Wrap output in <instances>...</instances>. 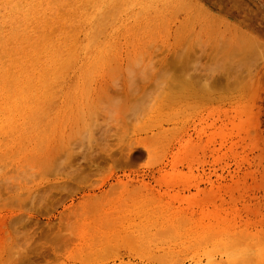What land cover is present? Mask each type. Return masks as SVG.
<instances>
[{
    "label": "rangeland",
    "instance_id": "374dc122",
    "mask_svg": "<svg viewBox=\"0 0 264 264\" xmlns=\"http://www.w3.org/2000/svg\"><path fill=\"white\" fill-rule=\"evenodd\" d=\"M221 41L227 44L225 52L218 47ZM234 45L239 46L238 59ZM248 51L251 57L256 53L251 59L256 65ZM243 57L249 58L244 60L250 68L238 62ZM263 68L264 0H0V264H230L228 237L236 229L239 239L238 228L251 229V206L264 194L255 184L261 181L263 160L254 156L264 138ZM241 103L251 113L253 128ZM237 105L242 120L233 108ZM217 106H231L237 114L234 123L239 115L245 120L239 126L254 133L239 129V143L228 115L226 127L232 130L227 135L226 128L222 139L217 135L220 121L209 129L204 119V108ZM181 107L200 110L195 128L183 124ZM249 107L261 114L252 115ZM234 110L227 111L232 115ZM172 112L176 124H171ZM212 129L218 133L208 136ZM252 137L259 139L255 150L245 152L252 143L244 146V141ZM187 139L193 141L186 149ZM125 141L140 144L136 172L118 152ZM239 154L241 159L246 155L247 163ZM184 160L189 168L182 167ZM222 160L227 164L221 166ZM207 169L213 181L210 197L201 174ZM220 173L224 180L217 178ZM124 174L133 185L148 182L146 201L168 205L173 218L160 224H109L103 215L111 208L95 200L110 194L118 177L127 180ZM222 190L235 196L233 204V196ZM239 191L246 198L237 196ZM217 195L231 200L227 218L219 216ZM183 196L188 200L183 202ZM229 212L238 225L231 224Z\"/></svg>",
    "mask_w": 264,
    "mask_h": 264
},
{
    "label": "bare ground",
    "instance_id": "6f19581e",
    "mask_svg": "<svg viewBox=\"0 0 264 264\" xmlns=\"http://www.w3.org/2000/svg\"><path fill=\"white\" fill-rule=\"evenodd\" d=\"M230 31V30H229ZM235 32V31H234ZM230 33V32H229ZM244 38V37H243ZM243 38H242V41H243ZM249 38H250V36H249ZM247 39V38H246ZM245 39V40H246ZM227 40H228V38H227ZM227 40H224V42L225 41H227ZM230 40V39H229ZM248 40V39H247ZM246 40V41H247ZM231 41V40H230ZM242 41H240L239 43V45L241 46V44H242ZM257 41V40H256ZM218 42V41H217ZM250 42V41H249ZM252 42V41H251ZM220 43V42H219ZM244 43V42H243ZM221 44H222V41H221ZM220 44V45H221ZM223 44H226V43H223ZM222 44V45H223ZM231 44V43H230ZM230 44H228V45H230ZM236 44V43H235ZM227 45V44H226ZM243 45V44H242ZM246 45V44H245ZM249 44H247V46H248ZM231 46V45H230ZM237 46V45H236ZM235 45H234V47H236ZM217 47V46H216ZM218 47H222L221 49L223 50L224 48H226L224 45L223 46H219V44H218ZM239 47V46H238ZM238 47H236V48H234V49H232V52H233V50H236ZM242 48V47H241ZM243 48H245L244 47V45H243ZM243 48H242V50H243ZM249 48H250V46H249ZM248 48V49H249ZM217 49H219V48H217ZM220 49V50H221ZM240 49V48H239ZM238 49V50H239ZM247 49V50H248ZM221 50V51H222ZM224 50H226V49H224ZM223 50V52H225ZM228 51V50H227ZM226 51V52H227ZM255 50H253V52H254ZM231 52V53H232ZM235 52V51H234ZM239 52H241L242 53V51L240 50ZM245 52V51H244ZM243 52V53H244ZM250 51H248V53H249ZM228 53H229V55L231 54L229 51H228ZM236 58L238 59V52H237V50H236ZM235 53H232L233 55H230V56H232L233 58H234V60H235V56H234V54ZM241 53H239L240 54V56H241ZM247 53V52H246ZM250 54L251 53H249V56H250ZM256 54V53H255ZM255 54L253 55V56H255ZM262 54V53H261ZM245 56H246V54H244ZM224 56H226L225 54H224ZM224 56L222 57V59L224 58ZM230 56L228 57V61H229V58H230ZM252 56V57H253ZM260 56V55H259ZM251 57V56H250ZM250 58V60L251 59H254V58ZM227 57H225V59H226ZM232 58V59H233ZM247 59H249L248 57H246ZM245 57H243L242 58V60L241 59H239V61L238 60H236V61H238L239 63H240V61L242 62L243 61V63H240V64H243V65H245V63H244V61L246 62V63H248L246 60H244V59H246ZM231 59V58H230ZM224 60V59H223ZM250 60H248V61H250ZM226 61V60H225ZM231 61V60H230ZM235 61V62H236ZM252 61V60H251ZM254 61V60H253ZM252 61V62H253ZM258 61V60H257ZM231 62H234L233 60L231 61ZM239 63H235V64H238V65H240ZM262 63V62H261ZM229 64H230V62H229ZM250 64V62L247 64V65H249ZM254 64H255V61H254ZM254 64H252V65H254ZM259 64V63H258ZM231 65V64H230ZM228 66V67H234L233 65H234V63L231 65V66ZM237 65V66H238ZM256 65V64H255ZM261 65V64H260ZM246 67H248V68H250L251 66L249 65V66H246ZM252 67H254V66H252ZM248 68L246 69V71L247 72H249V70H248ZM258 68V66L256 67V69ZM235 69H236V67H235ZM259 69V68H258ZM264 69V68H263ZM232 70V69H231ZM250 70H252V69H250ZM253 70H255V68L253 69ZM252 70V71H253ZM256 71V70H255ZM262 71H264V70H262ZM141 73H143L144 74V72H142L141 71ZM139 74H140V72H139ZM251 75H253L252 73H251ZM140 76H141V74H140ZM143 76H145V75H143ZM143 76H141V77H143ZM146 76L148 77V74H146ZM150 76V75H149ZM262 76V75H261ZM141 77H139V78H141ZM256 78H257V76H256ZM142 79V78H141ZM146 79V78H145ZM260 79H261V77H260ZM247 81H248V79H246ZM246 80H244L242 83L245 85V83L247 82ZM251 80V83L250 84H253V78L252 79H250ZM256 80V79H255ZM144 81V80H143ZM246 81V82H245ZM248 82H250V81H248ZM258 82V81H257ZM255 83L256 82H254V86L253 87H255ZM260 83V82H259ZM243 84H241L239 87L240 88H243ZM250 84H249V87H251L250 86ZM260 85V84H259ZM262 85V84H261ZM257 86V85H256ZM246 87H248L247 86V84H246V86H245V88ZM240 88H238V89H240ZM247 89V88H246ZM251 89V88H250ZM250 89L248 88V90L250 91ZM244 90V89H243ZM243 90H242V92H243ZM248 90H246V92L245 93H249V92H247ZM251 90H253V88L251 89ZM256 90H255V88H254V92H255ZM237 92V91H236ZM245 93H242V94H245ZM236 94H238V93H236ZM239 94H240V92H239ZM242 94H240V96L242 95ZM253 94V93H252ZM255 94V93H254ZM249 95V94H248ZM251 95V94H250ZM255 95H258V93L257 94H255ZM236 96H239V95H236ZM218 97V96H217ZM230 98L229 96H227L226 95V98ZM233 97H234V95H233ZM249 97V96H248ZM251 97V96H250ZM249 97V98H250ZM252 97L254 98V97H256V96H253L252 95ZM258 97V96H257ZM262 97V96H261ZM245 98V97H244ZM248 98V99H249ZM219 99V98H218ZM262 99V98H261ZM215 100H217V98L215 99ZM237 100V99H236ZM247 100V99H246ZM250 100V99H249ZM227 101V100H226ZM228 101H230L231 102V100H228ZM227 101V102H228ZM233 101H235V100H233ZM221 102V101H220ZM242 102V101H241ZM246 102L247 101H244L243 103L245 104V105H247V106H249L250 104V102H248L247 104H246ZM260 102V101H259ZM232 103V102H231ZM234 103V102H233ZM236 104L238 103V102H235ZM240 103V102H239ZM243 103H241V105L243 104ZM226 104V103H225ZM230 104V103H229ZM235 104V105H236ZM244 104H243V107L245 108V106H244ZM222 105V104H221ZM234 105V104H233ZM239 105V104H238ZM238 105H237V108L236 107H233L236 111H237V114H239V115H241L240 114V108H238ZM252 105V104H251ZM240 106V105H239ZM253 106V105H252ZM255 106V105H254ZM230 108L229 109H232V110H234L231 106H229ZM241 107V106H240ZM259 107V106H258ZM174 108V107H173ZM178 108V107H177ZM182 108H183V112L185 113H183L184 115H183V117H182V120H183V124L184 125H188V124H192L193 126H194V128H195V126H196V121H198L197 119H199L200 118V116H199V114H200V110L199 109H197V107H181V109L180 110H182ZM200 108V107H199ZM203 108V107H202ZM250 109H249V111H252L251 109V107H249ZM139 109V108H138ZM176 109V108H175ZM228 108H226V107H205L204 108V110H205V118L204 119H206L207 120V126L206 127H208L209 129L210 128H213L214 129V127H217L216 126V122L217 121H220V124L218 125V131H219V133H218V131L217 132H215L213 129L211 130V132H209L208 130H207V134H208V136H211L214 132H215V135L217 134V135H219V134H221L220 136H222V139H225L224 137H225V129L227 128V130L229 129L228 127H226V118H227V116L229 115L231 118L233 117V118H235L234 117V114H236V113H234L235 112V110L233 111V112H231V114L232 115H230V113H228V111L227 110H229ZM239 109V110H238ZM242 110H243V108H241ZM246 109H248V107H246L244 110H243V112L246 110ZM180 110H177V111H175V113H180ZM189 110V111H188ZM254 110V109H253ZM257 110H258V108H257ZM203 111V110H202ZM201 111V112H202ZM247 111L248 110H246L244 113L242 112V114H244V116H245V114H248L247 115V118L248 117H250V114L249 113H247ZM256 111V110H255ZM187 112V113H186ZM239 112V113H238ZM258 112L259 111H256V113L258 114ZM175 113H173L172 112V114L173 115H171L169 118H170V121H171V124H176V122H175V120L176 119H178L177 117L176 118H174V116H177V115H174ZM228 113V114H227ZM234 113V114H233ZM256 113H254L253 111H252V115L253 114H255L256 115ZM260 113V112H259ZM236 114V115H237ZM261 114V113H260ZM181 116H182V111H181V114H180ZM220 115V118L219 117H217V116H219ZM238 115V116H239ZM198 116H199V118H198ZM238 116H236L237 117V120H236V122L234 123V121H233V118L231 119V118H229V119H231L230 120V122L231 121H233V123L231 122V123H229V119L227 120V122L229 123V126H230V128H234V129H237V131H234V136H235V133H237L236 135H237V139H239V143H240V140L242 139V137L240 136L239 138H238V134H239V129H241V128H243L244 129V127H240L239 126V124L237 123L238 121H240L242 124H243V122H244V124H245V120L244 121H241L242 120V115H241V120H240V117H238ZM244 116H243V118H244ZM257 116V115H256ZM246 117L244 118V119H247ZM261 118H262V116H261ZM181 119V118H180ZM179 119V120H180ZM239 119V120H238ZM249 119H251V117L249 118ZM201 120H203V117L201 118ZM201 120H199V121H201ZM254 120V119H253ZM169 121V120H168ZM249 120H246V125H245V128H246V126L249 124V122H248ZM257 121V123H258V120H256ZM255 121V122H256ZM196 122V123H195ZM247 122H248V124H247ZM252 122V123H251ZM217 123H219V122H217ZM240 123V125L241 126H244V125H242ZM263 123V122H262ZM181 124V123H180ZM199 124V123H198ZM232 124H235V126L234 125H232ZM251 124H253V126H255L254 125V123H253V121H252V119H251V121H250V125ZM183 125V126H184ZM257 125V124H256ZM95 126V125H94ZM173 126V125H172ZM252 126V125H251ZM253 126H252V128H253ZM238 127V128H237ZM248 127V126H247ZM181 128V127H180ZM184 128V127H183ZM182 128V129H183ZM192 128V127H191ZM198 128V127H197ZM251 127L250 128H248V129H252ZM90 129V128H89ZM182 129H181V131H182ZM185 129H187V128H185ZM226 130V131H227ZM230 130V129H229ZM228 130V134L227 135H230L229 133H230V131L232 130H230L229 131ZM247 129H244V131H246ZM89 131V130H88ZM88 131H84V132H86V134H88L87 132ZM92 131V130H91ZM185 131V130H184ZM183 131V132H184ZM196 131H197V129H196ZM214 131V132H213ZM243 130H241V132H242ZM254 130H252L251 132H253ZM90 132V131H89ZM233 132V131H232ZM250 132V131H249ZM249 132H248V130H247V133L249 134ZM250 132V133H251ZM246 133V134H247ZM254 133V132H253ZM91 134V133H90ZM206 134V133H205ZM210 134V135H209ZM232 134V133H231ZM242 134H244V133H242ZM241 134V135H242ZM246 134H244L245 136H246ZM257 134V133H256ZM84 135V133L82 134V136ZM226 135V136H227ZM233 135V134H232ZM255 135V134H254ZM81 136V137H82ZM88 136H89V134L88 135H86L85 137H87L88 138ZM183 136H184V134H183ZM249 136H251L250 134H249ZM252 136H253V134H252ZM262 136V135H261ZM80 137V138H81ZM207 137V136H206ZM229 137V136H228ZM247 137H248V135H247ZM258 138H259V136H257ZM257 137H255V138H257ZM79 138V139H80ZM232 138V137H231ZM230 138V139H231ZM249 138V137H248ZM248 138H247V140L246 141H244V146H246V143H247V145L248 144H251L252 143V145H250L249 146V149H246V151L245 152H247V150H249L250 151V147H253V149H254V145L256 146V142L255 141H258V140H254L255 138L254 137H252L251 138V140L249 139L248 140ZM263 138V137H262ZM261 138V139H262ZM91 139V138H90ZM89 139V140H90ZM215 139V138H214ZM213 139V140H214ZM218 139V138H217ZM229 139V140H230ZM243 139H244V136H243ZM246 139V138H245ZM216 140V139H215ZM219 140V139H218ZM235 140V139H234ZM234 140H231V141H229V143L230 142H233V145H234ZM264 138L261 140V142H263V144H262V147H260L259 149V153L257 152V153H254V156H256L257 154L259 155V157H260V155H262L261 156V158H257V160H258V162H261L260 160H263V165L261 164V166H260V168H262V171H261V173H262V177H261V181H259L258 182V180H257V183H255V184H258V183H260V184H258L256 187L258 188V186L259 187H263V191H262V193L264 192ZM81 141V140H80ZM191 142V141H193V140H191V139H187V140H185V144H184V147L187 149V148H189V143L187 144V142ZM206 141H208V140H206ZM210 142H211V140H209ZM223 141V140H222ZM225 141H226V139H225ZM228 141V140H227ZM243 141V140H242ZM248 141V142H247ZM251 143H250V142ZM219 143H217V144H219L220 145V143H221V141H218ZM255 142V143H254ZM192 143V142H191ZM213 143V142H212ZM226 143V142H225ZM229 143L227 144L229 147H227L226 145H224L225 147H227V148H229V149H231V147L232 146H230L229 145ZM238 141H237V143L235 144V145H237L238 146ZM257 143H260V142H257ZM209 144V143H208ZM222 144V143H221ZM213 145V144H212ZM215 145V144H214ZM240 145V144H239ZM222 146V145H221ZM240 146H242V145H240ZM139 147H140V144H139V142L138 141H125L124 143H122V144H120L119 145V153H120V157L123 159V161L126 163V166L128 165V168H131L132 170V172L134 171V172H136L137 170V163H138V159H139V157H140V153H139ZM220 147V146H219ZM235 147V146H234ZM212 148V147H211ZM213 148H214V146H213ZM212 148V149H213ZM215 148H217L216 149V151L217 150H219L218 149V147H216L215 146ZM224 148V147H223ZM236 148H238V147H236ZM246 148V147H245ZM255 148H258V145H257V147H255ZM212 149H208V150H211V152H212ZM235 149V148H234ZM233 149V150H234ZM242 149H244L243 148V146H242ZM225 150H227V149H225ZM225 150H223V151H225ZM238 150L240 151L241 149H239L238 148ZM238 150H234V152H238ZM252 150V149H251ZM255 150V149H254ZM141 151V150H140ZM214 151V150H213ZM215 151V152H216ZM223 151H221V152H223ZM229 151V150H228ZM231 151V150H230ZM248 151V152H249ZM227 152V151H226ZM233 151H232V153H234ZM241 152V151H240ZM242 152H243V150H242ZM213 153V152H212ZM220 153V152H219ZM231 153V152H230ZM229 153V154H230ZM231 153V154H232ZM236 153H234V155L236 154ZM142 154V153H141ZM223 154V153H222ZM224 154H225V152H224ZM244 154H246V153H244ZM253 154V153H252ZM256 154V155H255ZM217 155V154H216ZM233 155V156H234ZM240 156L238 157V158H240V160L241 161H243V157H244V161H246V163H247V160H246V155L244 156L243 155V157H242V159H241V154H239ZM249 155V154H248ZM257 155V156H258ZM219 156V155H218ZM220 156H222V155H220ZM219 156V157H220ZM238 156V155H237ZM250 156V155H249ZM248 156V157H249ZM254 156L252 155V157L254 158ZM216 157V158H215ZM214 158H215V160L217 161L218 159H217V156H215ZM223 157H225V156H223ZM235 157V156H234ZM251 157V156H250ZM251 157V158H252ZM263 158V159H262ZM223 159H225V158H223ZM227 159H229L228 157H227ZM235 159V158H234ZM249 159V158H248ZM239 160V159H238ZM250 160V159H249ZM253 160V159H252ZM185 161L186 160H184L182 163H181V165H182V167H186V168H189V164H188V162L186 161V163H185ZM214 161V160H213ZM216 161H214V163H216ZM223 161V160H222ZM236 161V160H235ZM241 161H237L238 163L239 162H241ZM243 161V162H244ZM255 161V160H254ZM253 161V162H254ZM211 162H212V160H211ZM211 162H210V164H211ZM234 162V161H233ZM252 161H251V163H253ZM257 161H256V165H257V163H258ZM224 163H226V162H224L223 161V163H221V166H222V164H224ZM248 163H249V161H248ZM250 163V165H252ZM209 164V163H208ZM227 164V163H226ZM226 164H225V166H226ZM228 164H231V161H230V163H228ZM241 164H243L242 162H241ZM258 164H260V163H258ZM206 165V164H205ZM211 165H213V164H211ZM234 165H237V164H234ZM233 165V166H234ZM247 165H249V164H247ZM249 165V166H250ZM220 166V165H219ZM220 166V169L222 168ZM230 166V165H229ZM238 166V165H237ZM242 166V165H241ZM254 166V165H253ZM212 167V166H211ZM232 167V166H231ZM236 167V166H235ZM239 167V166H238ZM238 167H237V169H238ZM134 168H136V169H134ZM204 168V167H203ZM213 169L212 170H214V167H212ZM244 168V167H243ZM256 168V167H255ZM255 168H253V167H251V169L250 170H252V171H254L253 169H255ZM209 169V168H208ZM208 169L206 170L207 172H205L204 170L203 171H201L202 173V176H203V182L205 183V185H208V191L209 192H206L207 193V195L210 197V194H208V193H210V191L212 192V189H213V181L211 180V175H210V172H208ZM235 169V168H234ZM245 169V168H244ZM247 169L248 168H246V171H247ZM130 170V169H129ZM211 170V171H212ZM223 170V169H222ZM226 170H228V169H226ZM239 170V169H238ZM249 169H248V171L250 172V175L252 174L253 175V173H251L252 171H250ZM256 170H258L257 168L255 169V171ZM243 171H245V170H243ZM245 171V172H246ZM214 172V171H213ZM220 172H221V170H220ZM237 172V171H236ZM257 172H259V171H256V175H257ZM138 173V172H137ZM185 172H182V174H184ZM260 173V172H259ZM258 173V174H259ZM212 175H213V173H211ZM215 174H216V172H215ZM214 174V175H215ZM221 174V173H220ZM224 174H225V172H224ZM230 174H232V173H230ZM230 174H228L229 175V179L231 180V177H230ZM239 174V173H238ZM244 174V173H243ZM134 175V174H133ZM234 175V174H233ZM246 175H247V172H246ZM246 175L245 176H243L244 178L246 177ZM251 175V176H252ZM254 175H255V173H254ZM253 175V176H254ZM124 176H126V178L129 176L128 174H124ZM220 177H217V178H219V179H221V180H224L225 179V175H223V174H221V175H219ZM241 176V175H240ZM253 176H252V178H253ZM215 177V178H216ZM254 177H256V176H254ZM259 177H260V175H259ZM214 178V179H215ZM227 178H228V176H227ZM235 178H236V176H235ZM239 178V177H238ZM244 178H241V179H244ZM249 178H250V176H249ZM234 179V178H233ZM251 179V178H250ZM257 178H255V180H256ZM259 179V178H258ZM220 180V181H221ZM237 180V179H236ZM253 180V179H252ZM216 181V180H215ZM235 181V180H234ZM242 182H243V180H241ZM240 180H239V182H241ZM249 181V180H248ZM263 181V182H262ZM133 180L132 179H128L127 178V180H125L124 179V181L123 180H121V179H119V177L116 179V184H113V185H110V194L109 193H107L106 195H104V196H99V197H97L96 198V202H97V205H99L100 207H104V206H107V207H109V208H111V210L109 211V212H104V215H103V217L105 218V220L107 221V222H109V224H110V222H112L114 225L116 224V223H119V221L118 220H120V221H126V222H130V221H138V223H141V222H151V223H154V224H160V223H163V222H167L169 219H171V218H173L172 217V215L171 214H173V213H175V212H173V210H171V207H168V205H163V204H159L158 203V201L157 202H153V203H151V202H147L146 201V194H147V191H148V189H149V183L148 182H144L143 180H141V181H137V184L136 185H133ZM230 182H232V181H230ZM229 182V183H230ZM237 182V184H238V180L236 181ZM253 182V181H252ZM224 183V182H223ZM233 183V182H232ZM261 183H263V185L261 184ZM228 184V183H227ZM227 184H226V186H227ZM245 184V183H244ZM254 184V183H253ZM215 185V184H214ZM219 185H220V183H219ZM224 185V184H223ZM229 185V184H228ZM234 185H236L235 184V182H234ZM246 185V187L248 188L249 187V184H248V186H247V184H245ZM251 185H252V183H251ZM250 185V186H251ZM261 185V186H260ZM243 186V185H242ZM230 187L232 188L233 187V185H230ZM230 187H228L227 189H228V191H232V190H229V188ZM237 187V186H236ZM255 187V185H253V188ZM230 188V189H231ZM235 188V187H234ZM237 188H239V187H237ZM242 188V187H241ZM240 188V191L242 192V190L244 191V189L242 188L241 189ZM246 188V189H247ZM252 188V187H251ZM250 188V189H251ZM257 188H256V190H257ZM221 189V188H220ZM222 189H223V186H222ZM259 189V188H258ZM262 189V188H261ZM234 190V189H233ZM248 190H249V188H248ZM223 191V190H222ZM225 191H227V190H225ZM225 191H223V192H225ZM227 191V192H228ZM238 192V195H237V192H236V195L237 196H239L240 194L239 193H241V192ZM254 191V190H253ZM230 192H228V197H230V195L231 196H233V200L231 201L230 199H227L226 200V198H225V196H221L220 195V197L218 196L219 195V193H218V197H219V200L221 199V207H219L220 209V211L219 210H217V211H219V216H220V214L222 215H225V213L227 212L228 213V210H226V204H227V202L230 200L231 202H232V204H233V202H234V200H236V198H234L235 196L233 195V194H231ZM234 193V192H233ZM245 193H247V192H245ZM253 192L251 191V194H252ZM224 195H225V193H224ZM226 195H227V193H226ZM259 194H257V196H258ZM212 196H213V193H212ZM240 196H243V197H245L246 198V195L244 196V195H240ZM239 196V197H240ZM248 196V195H247ZM249 196H251V197H253L252 195H250L249 194ZM256 196V197H257ZM215 197V196H214ZM218 197H215V198H218ZM238 197V198H239ZM251 197H248V199L249 198H251ZM261 197V198H260ZM260 197H258L256 200H257V202H255L256 203V206H254L253 205V207L251 206V209L253 210V212L252 213H250V214H252V218L249 220V219H245L246 218V215L244 214L245 213V211L243 212V214H244V216L245 217H243L242 215L243 214H241V216L246 220V222H247V220H249L247 223H248V225L247 226H249L250 225V227H251V229L250 228H247V227H245L244 229L243 228H238V229H242V231H241V234L242 235H240V238L242 237V239H244V242L241 244V240H240V238L238 239L237 237L238 236H236V234H237V232H236V229H235V231L232 233V236L231 237H228V239H232V242H231V244L230 245H228V247H231V262H230V264H237L238 262H240V264L241 263H243V264H264V194H262V196H260ZM213 198V197H212ZM240 198H242V197H240ZM240 198H239V200H240ZM188 200V197L186 196H183L182 197V201L184 202L185 200ZM243 199V198H242ZM241 199V200H242ZM254 199V198H253ZM210 200H211V198H210ZM209 199H208V201H210ZM255 200V201H256ZM102 201H104V202H102ZM213 201H214V199H213ZM243 201V200H242ZM245 201H246V199H245ZM248 201V200H247ZM219 202V201H218ZM239 202V201H238ZM238 202H236V203H238ZM249 202V201H248ZM248 202L247 203H245V202H243L244 204H242V202H239V203H241V205H245V206H247V204H248ZM214 203V202H213ZM230 203V202H229ZM250 203H251V201H250ZM252 203H254L253 201H252ZM219 205V204H218ZM240 205V206H241ZM214 206V205H213ZM233 207H235V208H233L232 209V207H231V209L232 210H234V209H236V207H238V206H234V205H232ZM255 207V208H254ZM227 208H228V204H227ZM242 208H243V206H242ZM247 208H249V209H247V210H251L250 209V207L248 206ZM254 208V209H253ZM217 209V208H216ZM216 209L214 208L213 210H212V212L215 210V212H216ZM237 210V209H236ZM239 210V209H238ZM240 210H243V209H241L240 208ZM245 210H246V208H245ZM247 210H246V212H247ZM232 212V211H231ZM231 212H229L230 214H231ZM236 212V211H235ZM241 212V211H240ZM249 212V211H248ZM218 213V212H217ZM216 213V214H217ZM226 213V214H227ZM208 214V216L210 217V218H212L213 217V214L212 213H210V211H209V213H207ZM215 213H214V216L216 215ZM236 214H237V212H236ZM235 214V215H236ZM247 214V213H246ZM222 215V216H223ZM238 215H239V212H238ZM237 215V216H238ZM212 216V217H211ZM217 217H218V215H216ZM215 216V217H216ZM231 216H232V220H233V215L231 214ZM241 216H238V219H239V217L241 218ZM250 216V215H249ZM254 216H255V218H254ZM225 217H226V215H225ZM225 217H223V218H225ZM236 217V216H235ZM247 217H248V215H247ZM227 218V217H226ZM226 218H225V220H226ZM230 218V215H229V217H228V219ZM242 218V220H244ZM250 218V217H249ZM213 219V218H212ZM215 219V218H214ZM220 220V219H219ZM221 220H222V218H221ZM231 219H229L228 220V222L230 221ZM237 220V219H236ZM236 220H233L232 222H231V224H233V222L235 221L236 222ZM244 220V221H245ZM117 221V222H116ZM171 221V220H170ZM223 222H224V220H222ZM221 221V222H222ZM244 221H239L238 223H243ZM169 222V221H168ZM228 222H226V223H228ZM122 223V222H121ZM137 223V222H136ZM247 223H243V224H245L244 226H246V224ZM113 224H112V227H113ZM226 225V224H225ZM228 225H230V224H227L226 226H228ZM234 226L235 225H238V224H233ZM240 225V224H239ZM243 226V225H242ZM110 227H111V225H110ZM111 227V228H112ZM115 227V226H114ZM229 227V226H228ZM227 227V228H228ZM231 227H232V225H231ZM241 227V226H240ZM227 228H225L226 230H227ZM246 228H247V232L245 233L244 231L246 230ZM110 229V228H109ZM114 229V228H113ZM113 229H111V230H113ZM125 229V228H124ZM123 229V230H124ZM229 229V228H228ZM237 229V230H238ZM98 232H103V230H101L100 228H98V229H96ZM107 230H108V228H107ZM231 230V229H230ZM244 230V231H243ZM136 231H137V229H136ZM240 231H238V233L240 232ZM192 232H201V231H197V230H192ZM227 234H229V233H227ZM244 237V238H243ZM235 240H237V241H235ZM239 240V241H238ZM230 242V241H229ZM229 242H228V244H229ZM235 242L237 243L238 242V245L236 244L235 245ZM230 249V248H229ZM237 256H238V258H237ZM229 258V257H228Z\"/></svg>",
    "mask_w": 264,
    "mask_h": 264
}]
</instances>
